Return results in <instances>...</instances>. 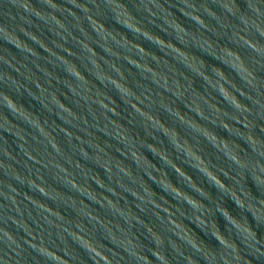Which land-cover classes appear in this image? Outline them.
<instances>
[{
  "label": "clouds",
  "instance_id": "1",
  "mask_svg": "<svg viewBox=\"0 0 264 264\" xmlns=\"http://www.w3.org/2000/svg\"><path fill=\"white\" fill-rule=\"evenodd\" d=\"M84 2L91 5L93 9L91 15H96L97 17L101 15V8L107 9L110 13L109 19L113 22L112 24L118 25L120 29L128 33L133 39H139L144 48L155 49L161 57L166 56L168 60L193 73L197 79L207 82L206 77L201 76L193 64L189 62V57L173 48L171 43H175L180 49L193 52L201 57L202 60L210 62V65L214 64L224 72L233 74L241 85L240 88L232 89L235 93L233 98L226 96L222 88L213 86V90L230 110L222 115L233 125H239L246 131L259 132L260 136L264 137V131L259 128V125L264 124V103H261V101H264V96L260 95L261 89L254 78H249L250 73L246 67V64L250 63L253 58L264 60V0H209L211 7L201 6L199 8H197L195 3L189 4L188 0H177L182 7H176L175 4H170L169 7H173L175 11L189 22L185 26H180L174 18L169 19L170 13L157 16L151 9H144L146 16L150 18L147 23L153 24L159 35L170 43H164L156 34L144 30L142 25L133 27L132 24L122 19L114 11L118 7L114 0H98V2L97 0H84ZM149 3L152 4V8L162 12L156 0H149ZM185 8L189 9V11H184ZM73 9H75V12L82 13L83 19L92 26L89 18V9L85 8L78 0H0V51L4 52V56L0 57V64H3L9 72L15 74V76H11L7 73H0V133H2L0 141L3 142V157L7 161L6 166L0 164V167H5L4 174L6 179L14 183L17 188L24 189L25 193L38 194L41 199L52 204L53 207H57L59 203V210L64 212L65 216L68 214L65 208L71 207L73 203L69 198L71 196H79L82 200L88 201L89 204L94 205L98 209L104 210L105 206H107V211L114 218H118L129 227H131L132 221L139 225L141 221L136 219V217H129L127 212L114 208L110 201L102 203L103 197H94L84 187L87 184L95 185L96 189H106L113 196H116V193L111 188L99 183L95 175L86 174V170L81 166V162L89 164L96 170L97 175H102L103 173L104 179L106 177L107 181H112L109 168L94 155L100 149L95 148L90 143V139H94L88 131L90 127L103 133L114 144L123 145L124 148L129 149L127 154L119 148L116 151L124 159H130L134 167H141L135 157V153L131 151L133 145L128 144L127 141L113 131L106 130L108 124L112 122L107 120V117L103 114L110 112L111 109L98 103L97 99H92L94 95L99 97L98 91L89 92L88 90L100 85L101 88L110 89L112 95L116 97L121 105L129 104L131 100H137L140 103L147 101L145 106L150 110L153 101L149 100L147 96L141 100L139 97L130 94L106 74V72L111 73L119 80L124 81V76L115 66L109 65L101 57V63L105 65V69H102L96 63L95 53L79 46V41L69 31V27L76 28L75 25H69V20L77 21V23L80 21ZM197 12H199V15L194 14ZM57 17L60 19H57ZM156 20H160L161 24L155 25L154 21ZM193 25H195V30H192ZM92 30L98 40L107 42L109 34L102 33L95 29L94 26H92ZM80 31L82 32L83 30L80 29ZM37 35L44 38L47 37L52 46L63 51L67 50L62 48L61 44H58L56 40L61 41L63 44L71 43L79 51L87 52V67H82V71L94 81V84L89 85L76 72L70 71L65 62L56 56L55 53H49L40 40L37 39ZM50 37L54 39H50ZM221 41L232 49V51L227 53L226 59L222 55L217 54L222 52L219 43ZM92 43L94 47L105 55L115 56L117 60L120 59L119 56H116L103 44L96 41ZM114 43L128 50L126 43L120 44L115 41ZM29 44L35 45L38 49H43L47 56L51 57L45 62L54 72H59L62 76H68L75 82L74 86H70L67 82L57 81L58 83H63L67 93V95L62 93L61 96L66 103L72 104L77 113L80 112L79 109L81 108L87 111L92 117L91 124H89L88 120H84L81 116L69 112L58 105L55 106L56 110L49 108L40 97L31 91V88L26 86L31 84L38 91H44L38 81L31 80L25 74L26 63H33L45 76L46 81L48 79H56L55 76L50 77L48 72L39 69V65L35 64L36 60L43 58L29 47ZM146 44L149 46L146 47ZM8 50L11 51L9 52ZM135 54L141 58L144 56L143 51L140 49H136ZM68 55L73 56V53L69 52ZM17 57H19V60ZM73 58L80 59L77 56H73ZM149 59L159 67L160 61L155 56H149ZM21 61L25 63H21ZM124 62L139 71L142 80L148 79L150 83L161 87L158 81L150 79L155 75L150 69H144L141 65L127 60V57L124 58ZM201 67H204V65L201 64ZM21 69H25V72H21ZM207 70L211 71L213 76L218 79H223V76L211 66ZM145 73H147V76L144 75ZM15 77H19V79ZM225 82L227 83V81ZM241 89L255 91V98ZM164 90L168 91L167 88ZM141 94L143 95V93ZM69 95L72 97L71 100L68 99ZM171 95L180 99L174 92ZM125 97L128 99L126 100ZM99 98L108 99L107 96ZM109 103H114V101L109 100ZM205 103L207 102L205 101ZM157 106L160 108L164 118L172 122L180 133L179 136L174 134L170 138L159 127L158 121H151L153 129L161 137V143H164L172 152L176 153L177 161L186 170H190L194 176L203 179L209 195H206L204 191L198 188H194L188 176L181 173L168 160L156 153L150 145L142 144L140 146L143 148L145 156L153 161L152 171L159 174L156 163L163 164L168 169V172L171 173L168 177L169 184H182L188 191L189 189L193 190L202 202L207 201V204L215 203L210 197H215L218 194L222 199L216 204L214 213H211V215L214 216L217 232L226 238H230L239 246V255L237 254V248L226 244L217 235V232L210 230L209 225L204 223V221L198 222L190 215H185L183 218L191 226L197 240L202 239L205 243H210L213 248H228L233 254L232 259L236 261V264H264V213H254L246 202L241 203L229 191V186H235L236 189L240 190L246 189L249 195L245 197V200L251 198L255 203L260 204L261 208H264V203L255 199V197H264V179L258 178L264 177V166H262L264 164V143L251 138L244 132L229 127L223 122H218L221 113L214 111L211 106H208L207 115H205L181 100V107L194 113L199 122L209 124L216 129L220 133V137H231L243 146L236 148L234 154H230L216 143L213 137L203 132L195 124L186 123L184 117L178 112L165 107L163 104H158ZM93 107L100 110L99 118L92 111ZM45 112L48 113V120L43 118V113ZM112 115L118 116L119 114L112 112ZM237 116L240 118H237ZM245 116L251 117L254 123L249 124L246 122L243 119ZM102 121H107L103 127L101 126ZM41 124H43V128ZM58 125H63V127ZM66 128L72 129L73 132H79L80 136L73 135L66 131ZM45 129H47V134ZM112 129H115L114 124ZM184 134H187L188 138L194 142H196L195 138L199 137L210 148L223 156L227 171L216 169L222 182L210 176L200 166L199 161H195L194 157L190 156L187 148L182 144L181 138ZM4 137H7V140H4ZM55 137H59V140H55ZM81 137L84 138L82 139ZM85 145L88 146L86 147L87 151L84 150ZM9 149L12 150L10 151ZM149 152L151 157L148 155ZM104 155L107 156V153H104ZM18 157H22L23 160L18 159ZM29 161L36 167L30 168L27 163ZM13 164L16 165V168L12 167ZM18 169H24L26 175L24 172L18 171ZM116 169L118 170L116 172L119 173L116 178V184L124 189L133 200H139L144 203L143 197L136 195L135 192L120 183V178L127 177L132 184H136V181L123 169ZM142 172L148 178L150 185L152 187L153 185L156 186L155 188L153 187L154 190L165 194L169 200L183 204L185 212L191 209L199 213L200 216L209 214L207 207L193 203L192 200L182 195L176 188L158 181L143 168ZM31 177H34L35 181H38L44 187H39L37 183L33 182ZM249 181H251V185ZM253 186L255 191H253ZM5 187L9 193L16 196L21 195L11 184L5 185ZM57 188L64 194L63 197L56 193L55 189ZM139 188L144 191L142 185H139ZM213 189L215 192H213ZM145 194L147 195V193ZM24 198L29 199L27 195ZM226 198L233 202L234 207L230 208L227 206ZM4 200L8 206L0 205V264H64V261L58 259L54 252H58L62 256H68L75 264L76 257L67 250L65 237L87 255L89 264H95V260L92 259V248L80 236L74 235L72 231H69L70 228L75 229L76 232L88 236L90 233L85 225H92L93 227L99 225L100 230L105 233V243H111L113 247H120L127 255L135 258L138 264L141 261L142 264H150L147 258L137 255L135 246L132 245L131 241L128 246H124L113 238L110 233H107L103 224L95 216L89 214L91 210L77 213L82 223L62 221L66 226L57 229L53 239L52 233L48 230L52 226L47 220V216L44 215L45 213L51 215L47 209L36 201L29 199V203L32 204L33 209L36 211V217L29 213L26 222L24 213L20 211L16 200L11 195L5 196ZM150 202L149 200L148 203ZM80 207L84 209L86 206L81 203ZM133 207L142 213L144 212V209L139 204H134ZM72 210L75 211V209ZM249 213L251 214V220L248 216ZM218 215L223 219V226H221ZM57 219L61 218L57 217ZM157 219L159 220L160 218L157 217ZM45 225L48 227L46 228ZM197 229L200 231L198 232ZM61 232L63 235H61ZM173 235H176V233L173 232ZM209 237L211 241L208 239ZM146 238L153 245V250L144 249L148 251V255L155 258L158 264H169V258L155 250L160 248L163 243L158 235L152 232L150 228H146ZM177 239L188 246L192 257L196 258V256H199L202 258L203 264H210L204 250L196 242L182 235H177ZM212 241H215V243ZM178 255L181 259H189L190 264H199L201 262V259L192 260L190 257H185L183 251H179ZM172 264H178V261L173 260Z\"/></svg>",
  "mask_w": 264,
  "mask_h": 264
},
{
  "label": "water",
  "instance_id": "2",
  "mask_svg": "<svg viewBox=\"0 0 264 264\" xmlns=\"http://www.w3.org/2000/svg\"><path fill=\"white\" fill-rule=\"evenodd\" d=\"M78 2L82 3L85 8L89 9V18L92 22V26L102 33L109 34L107 42L98 40L95 32L92 30V26H90L88 22L83 19V14L80 12H75V9H73L75 15L80 18V21L77 23V21L69 20V25L76 26L75 29L69 27V31L72 33V36L75 37L77 41H79V46L81 48H87L92 53H95L94 58L96 59V63L99 64L102 69H105V65L101 63V57L104 61H107L109 65L115 66L124 76V81L119 80L111 73L106 72V74L109 75L110 78L122 88L126 89L130 94L139 97L141 100L147 96L149 100L153 101L151 110L145 106L147 101L140 103L137 100H131L129 104L121 105L116 97L112 95L110 89L101 88L100 85H96L94 89L89 88V92L98 91L99 97H108V99H102L95 95L92 96V99H97L98 103L103 104L108 109H111L110 112L103 114L107 117V120L112 122L111 124H108L106 130L113 131L115 134H118L121 138L127 141L128 144L133 145L131 151L135 153V157L143 169H145L163 184L176 188L181 192L182 195H185L190 200H192L193 203L201 205L202 207H207L209 214L200 216L199 213H196L191 209L185 212L183 204L169 200L165 194L154 190L153 187L155 188L156 186L153 185L152 187L150 185L148 178L142 172V168L138 166L134 167L130 159H124L116 151V149L119 148L121 151L127 154L129 149L124 148L123 145L114 144L112 140L108 137H105L103 133H100L97 129H91V127L88 129V131L91 137H94V139H90V143H92L95 148L100 149V151L96 152L94 155L99 158L101 163L109 168L110 174L112 175V181H107L106 177L105 180L102 176L104 175L103 173L102 175H97L96 170L89 164L81 162V166L86 170V174L95 175L99 183L111 188L112 191L116 193V196H113L112 193L108 192L106 189H96L95 185L93 186L91 184H87L84 185V187H86L94 197H103L104 199L102 200V203L105 201H110L114 208L127 212L129 217H136V219L141 221V224L138 225L135 223V221H132L131 227H129L125 225L123 221L119 220L118 218H114L107 211V206H105L104 210L98 209L94 205L89 204L88 201L82 200V198L79 196H71L69 198L73 203L71 204V207L65 208V211L68 213L67 216H65V213L59 210V203L57 204V207H53L52 204H49L47 201L41 199L38 194H34L32 192L25 193L24 189L17 188L14 183L6 179L4 174L5 167H0V205L8 206L7 202L4 200V197L11 195L12 198L15 199L19 204L20 211L24 213L25 221L27 222L29 213H31L33 217H36V211L33 209L32 204L29 203V199L36 201L51 213V215H47L46 213L44 215L47 216V220L52 226L48 230L52 233L53 239L55 238L57 229H61L66 226V224L62 223V221H75L82 223L77 213L91 210L89 214L95 216L103 224V227L107 230V233H110L113 238H115L124 246H128L129 242L131 241L132 245L135 246L137 255L142 258H147L150 261V264H158V261L155 258L149 256L148 251L144 250H153V245L149 242V239L146 238V228H150L152 232L156 233L162 240V246L155 250L167 256L169 258V264H172L173 260L178 261V264H190L189 259H181L179 257V251H183L185 257H190L192 260H195L196 258L201 259L199 264H203L201 257L196 256L195 258L191 256L188 246L181 240L177 239V235L186 236L187 239L196 242L198 246L204 250L210 264H236V261L232 259L233 254L228 248H213L210 243H205L202 239L197 240L196 234L192 230L191 226L183 218L185 215H190L198 222L204 221V223L208 224L212 232H217L214 216H212L211 213H214L216 204H218L222 198L217 194L215 197H210L215 201V203L207 204V201L202 202L200 197L193 190L189 189L188 191L182 186V184H169L168 177L171 175V173H169L168 169H166L164 165L159 162L156 163V168L158 169L159 174H157V172H153V161L145 156L144 150L140 145H150L156 153H158L160 156H163L176 169L188 176L194 188H198L201 191H204L206 195H209L208 189L203 183V179L194 176L190 170H186L183 165L177 161L176 153L172 152L171 149L164 143H161V137L153 129L151 121H158L159 127L162 128L170 138L174 134L177 136L180 135L175 125L169 120H166L161 114L160 108L157 105L163 104L165 107L171 108L178 112L182 117H184L186 123L195 124L203 132L207 133L210 137H213L215 142L230 154H234L236 152V148L243 147L237 140H234L231 137H220V133L216 129L212 128L209 124L199 122L194 113L186 111L183 107H181V100H183L190 107L203 112L205 115H207L208 106H211L214 111L221 113L218 122H223L229 127L237 129L240 132H244L251 138L260 140L262 143H264V137L260 136L259 132L246 131L239 125H233L222 115L224 112L230 110L227 108L224 101L221 100V98L213 90V86L222 88L226 96L233 98L235 93L232 89L240 88V82L234 78L233 74L224 72L221 68L216 67L214 64L210 65V62L202 60L201 57L195 55L193 52H190L186 49H180L178 45L171 43L173 48H176L179 52H182L184 55L189 57V62L193 64L201 76L206 77L207 82L197 79L193 73L186 71L179 64L168 60L166 56L161 57L159 52H157L155 49L144 48V45L139 39H133L128 35V33L120 29L118 25L116 26L112 24L113 22L109 19L110 13L107 9L101 8V15L100 17H97L96 15H91V12L93 11L91 5L85 3L84 0H78ZM114 2L116 5H118L114 11L119 14L122 19H125L126 22L132 24L133 27H140L142 25L144 30L156 34L157 37L164 43L170 42L164 40L163 36L159 35L153 24L147 23L148 19L150 18L146 16L144 9H151L156 13L157 16L167 15L170 13L168 18H174L180 24V26H185L189 23L181 14L175 11L173 7H169L170 4H175L176 7H182V5L177 2V0H156V2L160 5V9H162V12L158 9L152 8V4L149 3V0H114ZM188 3H195L197 8L201 6L211 7L209 0H188ZM184 11H189V9L185 8ZM194 14L199 15V12ZM57 19L60 18L57 17ZM61 22L63 23V21ZM154 24L159 25L161 24V21L156 20L154 21ZM80 29L83 31L81 32ZM192 30H195V25L192 26ZM37 39L40 40L49 53H55L56 56L64 61L70 71L76 72L77 75H79L83 80H86L89 85L94 84V81H92L82 71V67H87V52L79 51L76 46L71 45V43L63 44L61 41L56 40L58 44H61L62 48L67 50L63 51L61 49L55 48V46H52L50 40L47 37L44 38L43 36L37 35ZM50 39L54 38L50 37ZM93 41L103 44L104 47L115 53L116 56L120 57V59L117 60L115 56L105 55L103 52L94 47L92 43ZM114 41L119 42L120 44L126 43L128 50L119 47L116 43H114ZM219 43L222 52H218L217 54L222 55L223 58L226 59L227 53L232 51V49L225 45L222 41ZM28 46L43 58L35 61V64L39 65V69H43L44 71L48 72L50 77L55 76L56 79H48L46 81L45 76L34 66L33 63H26L25 74L28 75L31 80L38 81L40 87L44 89V91H38L31 84H27L26 86L31 88V91L40 97L41 100H43V102L49 106V108L56 110L55 106L58 105L69 112L81 116L84 120H88L89 124H91L92 117L87 113V111L81 108L79 109L80 112L77 113L72 104L66 103L61 96L62 93L65 95H67V93L63 83H58L57 81L67 82L70 86H74L75 82L72 81L68 76H62L59 72H54L52 68L48 66L45 61L51 59V57L47 56V53L43 49H38L35 47V45L31 44ZM145 46L147 47L149 45L146 44ZM136 49L143 51V58L135 54ZM8 51L10 52L11 50ZM69 52L73 53V56H77L80 59H74L73 56L68 55ZM13 55L15 54L13 53ZM3 56L4 52L0 51V57ZM149 56H155L157 60L160 61L159 67H157V65L149 59ZM125 57H127V60L129 61L141 65V67L144 69H150L151 72L155 74L150 79H155L158 81L161 87H157L155 84L150 83L148 79L142 80L141 73L135 68H132L128 63L124 62ZM17 59L19 60V57H17ZM21 63L25 62L21 61ZM53 63H55V61H53ZM201 64H203L204 67H201ZM209 66H211L217 73L222 75L223 79H218L216 76H213L212 72L207 70ZM246 67L250 73L249 78H254L258 87L261 89L260 95L264 96V60L253 58L250 63L246 64ZM20 71L25 72V69H21ZM0 73H7L8 75L15 76V74L9 72V70L5 68L3 64H0ZM144 75L147 76V73ZM15 78L19 79V77ZM225 81H227V83ZM165 88L168 89L167 92L164 90ZM241 90L245 91L246 94L253 96V98L256 96L255 91H248L246 89ZM173 92L176 93L180 99H177L176 96L171 95ZM141 93H143V95ZM68 99L71 100L72 97L69 95ZM125 99L127 100L128 98L125 97ZM109 100L114 101V103H109ZM205 101L207 103H205ZM261 103H264V101H261ZM92 111L96 113L98 118L100 117L99 109L93 107ZM112 112L118 113L119 115L114 116L112 115ZM232 114L237 115L235 113ZM43 118L45 120L49 119L47 112L43 113ZM237 118L240 117L237 116ZM243 119L249 124L254 123L251 120V117L245 116ZM105 123H107V121H102L101 126L103 127ZM113 124L115 125V129H112ZM58 126L63 127V125ZM41 127L43 128V124H41ZM259 128L264 131V124L259 125ZM65 130L75 136H80L79 132H73V130L70 128H66ZM45 132L47 134V129H45ZM0 135H2V133H0ZM81 135H83V133H81ZM153 137H155V139H153ZM81 138L83 139L84 137ZM181 139L183 146L187 148L190 156L194 157L195 161H199L200 166L206 172H208L210 176L217 180H221L216 169L227 171L225 168L226 162L224 161L223 156L210 148L199 137L195 138L196 142H194L192 139H189L187 134H184ZM4 140H7V137H4ZM55 140H59V137H55ZM133 142L135 143L133 144ZM86 147L88 146L85 145V151H87ZM3 148V142L0 141V164L6 166L7 161H5L3 157ZM9 150L11 151L12 149ZM89 151H91V149H89ZM104 153H107V156H105ZM148 155L151 157L150 152ZM18 159L23 160L22 157H18ZM27 163L30 168L36 167L35 165H32L30 161ZM262 166H264V164H262ZM12 167L16 168V165L13 164ZM116 168L123 169L125 172L129 173L133 180L136 181V184H132V182L127 179V177L120 178V183L124 184V186L129 188L132 192H135L136 195L143 197V200L145 201L144 203H141L139 200H133L128 196L129 194L125 192L124 189L120 188L116 184V178L119 175V173L116 172L118 171ZM18 171L24 172L26 175L24 169H18ZM41 172H43V170H41ZM258 178L264 179V177ZM31 179L34 183H37L39 187H44V185H40L38 181H35L34 177H31ZM249 183L251 185V181H249ZM8 184H11L13 188H16V191L20 192L21 195L16 196L12 193H9L5 187V185ZM139 185L143 186L144 191L140 190ZM55 191L61 197L64 196V194L60 192L58 188L55 189ZM229 191H231L235 198L241 203L246 202L254 213H264V208H261L260 204L255 203V201H253L251 198L245 200V197L249 195L246 189L240 190L236 189L235 186H229ZM253 191H255L254 186ZM213 192H215L214 189ZM145 193H147V195ZM25 195H27L29 199H25ZM255 199L261 201V203H264V197H255ZM149 200L151 201L150 203H148ZM81 203L86 206L84 209L80 207ZM226 203L228 207H234L233 202L227 198ZM134 204H139L140 207L144 209V212L142 213L137 208L133 207ZM72 209H75V211ZM248 216L251 220L250 213ZM57 217H60L61 219H57ZM157 217L160 219L158 220ZM218 219L221 222V226H223L222 217H219L218 215ZM45 227L47 228L48 226L45 225ZM85 227H87L90 233L88 236H85L83 233L76 232L75 229L70 228L69 231H72L74 235L80 236L83 240H85L86 243H88L89 247L92 248V259L95 260V264H138V261L135 258L127 255V253L122 251L120 247H113L111 243H105V233L100 230L99 225L95 227L92 225H85ZM197 231L199 232L200 230L197 229ZM173 232H175L176 235H173ZM61 235H63L62 232ZM201 235H203V233H201ZM217 235L220 236V238L224 240L226 244L237 248V254L239 255V246L236 245L234 241H232L230 238L224 237L219 232H217ZM208 239L211 241L210 237ZM65 240L67 250L76 257L75 264H89L87 255L81 252L80 249L77 248L67 237H65ZM212 242L215 243V241ZM62 247L64 246L62 245ZM54 255H56L58 259L63 260L64 264H73V260L69 259L68 256H62L58 252H54ZM241 258L243 259V257ZM140 264H142V261Z\"/></svg>",
  "mask_w": 264,
  "mask_h": 264
}]
</instances>
